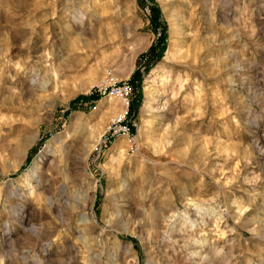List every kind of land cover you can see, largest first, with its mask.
Listing matches in <instances>:
<instances>
[{"label":"rangeland","instance_id":"rangeland-1","mask_svg":"<svg viewBox=\"0 0 264 264\" xmlns=\"http://www.w3.org/2000/svg\"><path fill=\"white\" fill-rule=\"evenodd\" d=\"M0 264H264V0H0Z\"/></svg>","mask_w":264,"mask_h":264},{"label":"built area","instance_id":"built-area-1","mask_svg":"<svg viewBox=\"0 0 264 264\" xmlns=\"http://www.w3.org/2000/svg\"><path fill=\"white\" fill-rule=\"evenodd\" d=\"M133 95L134 85L130 79L115 80L108 78L99 85L92 87L88 96L93 98L91 104L94 110L98 108L97 101H99L95 98L101 100L106 97L119 99L124 108L122 113L113 117L107 129L96 144L94 150L98 152V157H103L106 149L109 148L118 138H127L128 141L132 143L136 141L139 123L131 109Z\"/></svg>","mask_w":264,"mask_h":264},{"label":"bare ground","instance_id":"bare-ground-1","mask_svg":"<svg viewBox=\"0 0 264 264\" xmlns=\"http://www.w3.org/2000/svg\"><path fill=\"white\" fill-rule=\"evenodd\" d=\"M157 71V69H155V72ZM92 83H93V81H92ZM91 86V85H90ZM118 104L120 105V106H118ZM100 108H101V114H102V116H100L101 118H98V120H96L95 122L94 121H92V126L90 125V126H88V129H89V127H93V129H91V130H93V132L91 133V139L92 140H96V142H98L99 140H100V138H101V136H102V134L104 133V131L107 129V124H108V118H110V117H112V116H115V115H118V114H120V113H122L123 112V110H124V108H123V106H122V104H121V102H120V100L119 99H116V98H110V97H106V98H103V99H101L100 100ZM100 115V114H99ZM105 116V117H104ZM89 121V120H88ZM91 121V120H90ZM87 124H89V123H87ZM86 127H87V125H86ZM94 130H96L97 131V133H95V131ZM124 142V141H123ZM125 143V142H124ZM124 145L125 144H119V146H118V150H120L119 152L120 153H125V148H124ZM113 157V156H112ZM34 173L36 174V172H35V170H34ZM196 207L199 209V210H202V209H204L203 208V206H202V204H196ZM206 211V210H205ZM175 214H174V216H175V219H177L176 218V216L178 217V213L176 214V212H174ZM187 213H185V215H186ZM180 215V214H179ZM184 215V214H183ZM173 216V217H174ZM181 216V215H180ZM180 216H179V218H180ZM187 216H188V214H187ZM172 217V218H173ZM186 217V216H185ZM87 218V217H86ZM178 218V219H179ZM184 218V217H183ZM174 219V218H173ZM172 219V220H173ZM186 219V218H185ZM191 219V218H190ZM83 221H86L85 220V218H83L82 219ZM89 220V219H88ZM189 220V217H188V219H187V221ZM178 221V220H177ZM191 221V220H190ZM190 221H189V223H190ZM192 221H194V220H192ZM191 221V222H192ZM170 222V221H169ZM174 222V221H173ZM185 222H186V220H185ZM170 224V223H169ZM190 224H192V226H193V224L194 223H190ZM174 225V224H173ZM177 225V224H176ZM195 225V224H194ZM189 226V225H188ZM170 227V226H169ZM169 229H172V227L171 228H169ZM170 232V231H169ZM198 243H199V241H198ZM202 243V242H201ZM198 245H203V244H198Z\"/></svg>","mask_w":264,"mask_h":264},{"label":"trees","instance_id":"trees-1","mask_svg":"<svg viewBox=\"0 0 264 264\" xmlns=\"http://www.w3.org/2000/svg\"><path fill=\"white\" fill-rule=\"evenodd\" d=\"M152 11H154V8H152ZM166 42V32L163 30L162 32H160V36H159V38H158V41H157V44H164ZM155 47L153 46L152 48H151V51H154L155 49H154ZM93 98H91V97H89V96H87V95H82V96H80V97H78L76 100H74L73 102H72V105L73 104H75V103H77V102H79V100H87V101H89V100H92ZM96 100H100V99H98V98H95ZM135 106H136V104L135 103H133L132 104V106H131V109L134 111V109H135Z\"/></svg>","mask_w":264,"mask_h":264}]
</instances>
